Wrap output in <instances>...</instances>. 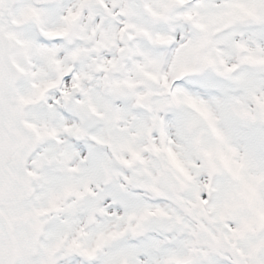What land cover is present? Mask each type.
<instances>
[{"label": "snow or ice", "instance_id": "6c2138e0", "mask_svg": "<svg viewBox=\"0 0 264 264\" xmlns=\"http://www.w3.org/2000/svg\"><path fill=\"white\" fill-rule=\"evenodd\" d=\"M0 264H264V0H0Z\"/></svg>", "mask_w": 264, "mask_h": 264}]
</instances>
